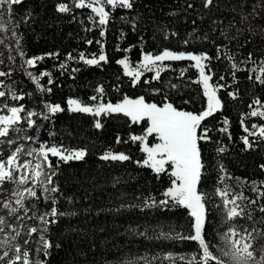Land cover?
<instances>
[{"label": "trees", "instance_id": "16d2710c", "mask_svg": "<svg viewBox=\"0 0 264 264\" xmlns=\"http://www.w3.org/2000/svg\"><path fill=\"white\" fill-rule=\"evenodd\" d=\"M58 2L72 5L73 0H24L22 5L15 7L14 19L19 20L26 11H31L32 20L27 26L21 24L16 29L18 33L16 38L7 32L0 33V39L4 41L0 44V59L4 60V63L0 64V70L7 71L9 67L13 69L11 78H0V80H4L8 85H12L15 81L18 91L22 89L24 92L33 93L21 102L28 110L45 112L44 102L59 103L65 108L61 113L48 114V119L43 115L33 117L34 127L24 128L26 131L19 135L31 136L29 145L36 139L37 144L62 145L68 149L87 150V155L80 161L72 160L64 163L50 157L54 165L58 163L57 175L53 179L62 193L59 207L62 210L74 209L78 214L73 217H62L60 222L50 229V238L61 247L52 250V255L48 258L49 264H120L125 259L145 256L150 259L162 258L168 253H172L174 257L191 258L197 252L195 242L146 239L129 231V226H132L138 231L147 230L149 236H154L161 230L168 231L170 227H175L176 231H187L189 223L187 211L184 209L141 210L139 207H129V205L141 204L148 197L163 199L162 194L169 186L168 176L161 175L157 178L150 169L135 163L143 156L137 144L130 141L116 143L117 136L128 140L132 134H142L143 126L131 125L122 115L93 117L90 114L72 113L67 110L66 101L71 97L92 104L94 102L89 98L97 94L94 89L103 85L105 102H118L123 95L133 98L143 95L150 102L160 103L167 96L177 107H184L189 111L198 110L203 106V97L200 86L191 82L198 79V73L194 68L189 67L190 62H165L169 67L161 73L159 81L152 80L151 84L141 83L137 87H132L129 78L123 76L121 66L115 61L127 55L135 65L139 63L142 51L158 53L164 48L174 51H193L197 54L206 52L213 57L210 66L215 72L214 81L228 87L219 93L224 103L222 111L205 121V124L212 129L209 133L212 140L201 144L206 171L200 189L205 193L214 191L220 175L217 164L223 163L232 177L226 179L225 183L237 191L243 190L246 195L254 196L255 194L249 190L250 185H243L235 178L258 182L264 180V170L259 167L264 164V143L253 150L245 151L240 139L245 133L239 121L243 113L250 111L247 105L251 102L254 89L252 83L246 79V72H239L238 83H235L230 74L229 62L215 59L216 46L225 41L218 31H212L211 22L212 19L220 18L221 13L214 11L209 16L199 7L200 0H134L133 9H120L112 13L106 36L101 38L99 29L88 19L90 15L94 16L89 9L73 8L71 13H57L55 5ZM187 2L194 3L196 7L185 11ZM200 15H204L205 18L199 19ZM133 19L137 25L135 30L131 26ZM193 20L196 21L195 25L192 23ZM85 27H92L94 30L85 31ZM194 27L199 29L201 35L208 33L209 39L195 40L190 37L188 34ZM161 28L176 32L178 35L163 39ZM121 33L124 34L123 37ZM17 39L19 48L26 53L24 57L19 56L16 51ZM88 39L93 41L103 39L109 62L102 67L87 66L82 62L67 60L69 53L78 56L80 52H84L89 57L93 53L99 54V46L95 43L89 46L85 42ZM185 39L192 42L184 45ZM118 47L130 48L131 51L122 53L116 50ZM229 47L235 53L237 61H240L249 51L262 48L264 45L254 40L239 52L234 44ZM48 53L59 55L49 57ZM9 55L16 57L14 63L8 60ZM35 56H44L45 59L38 61L37 67L28 71L35 74L42 71L51 72L54 84L47 85V77L41 81L46 87H52L51 93L35 91L34 85L20 67L24 59ZM61 63H67L66 70L59 68ZM241 67L245 66L241 65ZM72 68H78L80 71L72 72ZM185 69L187 71L182 77L181 72ZM152 75L153 73H145L142 79H151ZM220 75H224L225 80L220 81ZM171 84L179 85V88H171ZM237 88L239 98L233 100L227 93ZM152 89H161V92L154 94ZM255 95H264V93L257 88ZM189 97L192 103L184 104ZM7 102L10 105L17 103L10 99ZM225 117L230 121L231 141L218 131ZM95 119L101 120L103 124L101 129L94 127ZM247 123L250 126L251 123H260V121L251 118ZM16 135L13 133V137ZM218 144L227 148V151L220 156L216 153ZM0 149L4 153L11 151L7 145H0ZM27 149H29L28 145ZM109 150L114 153L123 152L132 159L124 162L99 159ZM67 197H71L73 202L68 203ZM121 205L125 207L120 208ZM37 206L40 207L39 204ZM209 207L212 211L207 225V238L215 243L220 213L212 205ZM117 208L120 210L117 211ZM40 210L43 211L44 208L41 207ZM39 257L40 253L34 251L32 259ZM139 264L144 262L141 260ZM153 264H172V262L156 259ZM174 264H185V261L177 259Z\"/></svg>", "mask_w": 264, "mask_h": 264}, {"label": "snow or ice", "instance_id": "6c2138e0", "mask_svg": "<svg viewBox=\"0 0 264 264\" xmlns=\"http://www.w3.org/2000/svg\"><path fill=\"white\" fill-rule=\"evenodd\" d=\"M24 0H0V33H10L13 38L18 37L16 29L21 24L27 26L33 18L31 11H26L19 20L14 19L15 7L22 5ZM134 0H73L72 5L67 2H58L55 5L57 13H71L75 9H89L94 16L88 17L89 21L99 29V36H106L107 26L114 11L120 9L131 10ZM196 5L187 2V9H194ZM199 7L209 16L213 12H220L221 17L212 19V31L219 32L225 43L216 46V60L224 59L229 62L230 74L233 81L238 83L237 74L246 72V79L253 85L251 102L247 105L250 111L243 113L240 125L245 135L240 139L244 150H253L264 143V95H255V89L264 93V47L249 51L243 60L237 61L235 53L230 45H235L237 52L248 47L254 40L264 45V0H200ZM226 13V15L224 14ZM175 15V13H172ZM7 18V19H6ZM98 18V19H97ZM199 19L203 20L204 15ZM123 19V18H122ZM193 25L196 21H192ZM132 29H136V21H131ZM92 27H85V31H93ZM163 39H169L178 35L169 32L166 28L160 29ZM121 33V37H123ZM195 40H208L209 34H199V29L194 27L188 34ZM19 56L26 53L19 48ZM89 46L93 43L99 46V54L86 56L80 52L78 56L71 53L67 55L68 61L82 62L87 66L102 67L109 62L105 53L103 39H88ZM192 41L185 39L184 45ZM4 41L0 39V44ZM214 43V41H213ZM119 52H130L131 49H116ZM49 57L58 56V53H48ZM16 57L9 55L8 60L15 62ZM44 56L30 57L24 60L20 66L35 91L39 93H51L52 87L42 84V79L47 77V85L55 81L52 73L42 71L35 74L28 71L36 68L38 61L44 60ZM213 57L206 52L195 53L193 51H174L164 48L158 53L141 52L139 63L133 65L127 55L117 59L115 63L122 68L123 76L129 78L132 87L143 84H151L152 80L159 81L161 73L169 65L165 62L188 61L189 67L198 73V79L191 81L200 86L203 97V106L198 110H186L177 107L165 96L160 103L150 102L143 95L130 97L123 95L118 102H105V88L100 85L94 89L96 95L89 99L94 102L88 104L80 99L69 97L66 101L67 110L72 113L90 114L93 117L122 115L131 125H142V134H132L128 140L116 137V143L137 144L143 156L135 163L141 167L150 169L159 178L161 175L169 177V186L163 192V199L156 200L148 197L141 204L129 205V207L146 208H177L187 211L189 218L187 231H176L170 227L168 231H159L154 236H149L147 230L138 231L129 226V231L134 235L146 239L192 241L197 245V252L191 258L184 256L174 257L172 253L164 257H137L125 259L120 264H153L156 259L168 260L174 264L175 260L185 261V264H264V180L247 181L237 179L243 185H250L249 190L254 196L246 195L243 190L237 191L225 183L232 177L228 174L223 163H218V185L211 193L201 191L200 186L206 166L204 163L201 144L210 142L211 128L205 121L222 111L224 103L219 95L226 87L225 84L214 81L215 72L211 65ZM4 60L0 59V64ZM244 65L245 67H241ZM251 65V67H248ZM67 63H61L59 68L67 69ZM72 72L80 69L72 68ZM181 72L183 77L184 72ZM13 69L0 70V78H11ZM145 73H153L151 79H142ZM119 79V77H118ZM219 80H225L224 75ZM16 82L12 85L0 80V145H7L11 151L4 153L0 149V264H49L48 258L54 248L61 245L50 238V229L60 222L62 217H73L76 210H62L59 207L60 187L55 183L58 163L53 164L50 157L57 158L58 162L67 163L72 160H83L87 155L86 149H68L62 145H48L41 143L38 148L25 149L18 140L30 141L31 136H21L26 125L31 129L35 125L33 117L43 115L48 119V114H57L65 111L59 103H43L45 112L38 113L28 110L24 103L26 97L32 96V92L17 90ZM171 88H179V85L171 84ZM6 89V90H4ZM118 90V89H117ZM154 94H159L161 89H152ZM228 96L233 100L239 98V89L228 91ZM17 102L10 105L8 100ZM192 103L191 97L184 104ZM257 118L260 123L247 121ZM94 127L101 129L103 124L100 119H95ZM218 131L224 134L229 141L232 140L230 121L225 117ZM13 133L17 135L13 137ZM151 138V140H150ZM154 141V142H153ZM227 151L225 146L216 148L217 156ZM26 157V158H25ZM99 159L103 161H129L131 156L123 152L114 153L109 150L104 152ZM264 170V164L260 166ZM72 203V198H66ZM218 201V202H217ZM47 202V203H45ZM40 205L38 207L37 205ZM220 213L218 227L215 232L216 242L207 238V225L212 208ZM44 208L43 211L40 209ZM125 207L121 205L120 208ZM120 208L116 210L119 211ZM31 222V223H29ZM40 253L38 259H32L33 252Z\"/></svg>", "mask_w": 264, "mask_h": 264}, {"label": "rangeland", "instance_id": "374dc122", "mask_svg": "<svg viewBox=\"0 0 264 264\" xmlns=\"http://www.w3.org/2000/svg\"><path fill=\"white\" fill-rule=\"evenodd\" d=\"M0 114H4V113L3 112H0ZM21 126L24 127L25 129H28V128H26V125H21ZM36 141L37 140L34 139L33 141H31L30 145L28 144L29 141H25V140L18 141L17 143L20 144V145H24L25 149H26V146L28 145V148L30 149V148H38L39 147L40 144H37Z\"/></svg>", "mask_w": 264, "mask_h": 264}]
</instances>
